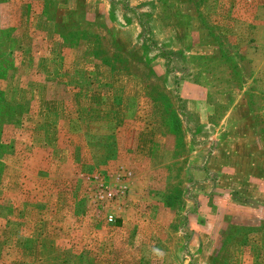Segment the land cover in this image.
<instances>
[{
    "label": "rangeland",
    "instance_id": "1",
    "mask_svg": "<svg viewBox=\"0 0 264 264\" xmlns=\"http://www.w3.org/2000/svg\"><path fill=\"white\" fill-rule=\"evenodd\" d=\"M260 183L264 0H0V264H264Z\"/></svg>",
    "mask_w": 264,
    "mask_h": 264
},
{
    "label": "trees",
    "instance_id": "2",
    "mask_svg": "<svg viewBox=\"0 0 264 264\" xmlns=\"http://www.w3.org/2000/svg\"><path fill=\"white\" fill-rule=\"evenodd\" d=\"M7 106H5V107H7ZM173 119H175V122H173L174 129H171V131L174 132V133H176V134H181L182 124H181L180 118L178 116L174 115V118ZM169 199H171V204H173V202H172V196H169Z\"/></svg>",
    "mask_w": 264,
    "mask_h": 264
},
{
    "label": "crops",
    "instance_id": "3",
    "mask_svg": "<svg viewBox=\"0 0 264 264\" xmlns=\"http://www.w3.org/2000/svg\"><path fill=\"white\" fill-rule=\"evenodd\" d=\"M256 185H257V184H256ZM263 187H264V184L260 183V184H259V189H262ZM214 193H215L214 195H217V196L219 197L218 199H219L220 201L224 199V198L221 199L222 197H220V194H217V191L214 192ZM229 196H230V194H229ZM261 209H262V206L258 208V211H259L260 213L262 212Z\"/></svg>",
    "mask_w": 264,
    "mask_h": 264
},
{
    "label": "built area",
    "instance_id": "4",
    "mask_svg": "<svg viewBox=\"0 0 264 264\" xmlns=\"http://www.w3.org/2000/svg\"><path fill=\"white\" fill-rule=\"evenodd\" d=\"M109 220H110V221H113V218H112V217H110V218H109Z\"/></svg>",
    "mask_w": 264,
    "mask_h": 264
}]
</instances>
